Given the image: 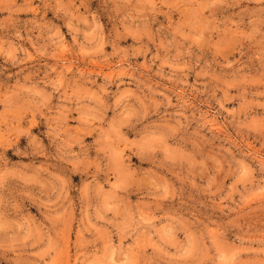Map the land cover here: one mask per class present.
Returning a JSON list of instances; mask_svg holds the SVG:
<instances>
[{
  "label": "rangeland",
  "instance_id": "374dc122",
  "mask_svg": "<svg viewBox=\"0 0 264 264\" xmlns=\"http://www.w3.org/2000/svg\"><path fill=\"white\" fill-rule=\"evenodd\" d=\"M0 264H264V0H0Z\"/></svg>",
  "mask_w": 264,
  "mask_h": 264
}]
</instances>
